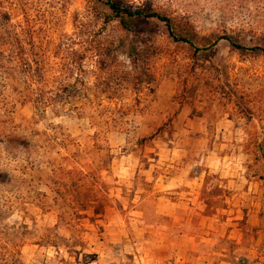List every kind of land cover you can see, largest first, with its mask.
<instances>
[{"label": "rangeland", "instance_id": "1", "mask_svg": "<svg viewBox=\"0 0 264 264\" xmlns=\"http://www.w3.org/2000/svg\"><path fill=\"white\" fill-rule=\"evenodd\" d=\"M113 1L199 49L155 18L121 25L105 0H0V264H141L176 215L228 264H264V53L249 50L264 48V0ZM224 36L243 48H207ZM67 49L111 52L114 124L27 101Z\"/></svg>", "mask_w": 264, "mask_h": 264}, {"label": "trees", "instance_id": "2", "mask_svg": "<svg viewBox=\"0 0 264 264\" xmlns=\"http://www.w3.org/2000/svg\"><path fill=\"white\" fill-rule=\"evenodd\" d=\"M105 4L123 26H126L130 19L138 16L155 18L164 23L167 34L173 41L184 43L195 51L199 49L184 28L176 27L170 19L161 14L146 12L143 9H131L113 0H105ZM219 39L225 40L234 49L243 48L228 36L210 41L207 48L215 46ZM249 50H259L264 53V48L252 47ZM109 56L111 52L104 53L101 49H94L87 55L84 51L73 49L56 51L54 56L56 61L47 66L48 68L43 66L37 68L35 79L27 81V101L32 103L34 108L43 109L49 106L55 112L65 111L75 116L83 115L85 110H89L90 113H95L88 115L90 120L101 116L104 118V123L114 124L115 115L111 112H106L107 114L102 112L103 102L115 103L116 100L115 70L109 68L105 62ZM120 74L125 75L124 72ZM139 92V89H135L132 102L138 103ZM150 138L151 136L142 137L139 142ZM1 255L0 261L4 256ZM16 261L18 260L15 259L13 262Z\"/></svg>", "mask_w": 264, "mask_h": 264}, {"label": "crops", "instance_id": "3", "mask_svg": "<svg viewBox=\"0 0 264 264\" xmlns=\"http://www.w3.org/2000/svg\"><path fill=\"white\" fill-rule=\"evenodd\" d=\"M173 210L174 209L172 207H168L165 210L155 208L154 216L156 219H161L164 218V216H169L170 212ZM222 211H225V209ZM181 220H183V218L179 215L174 216L173 221H175L177 228H175V233L171 236L170 242H162L161 239H159L157 243L152 242L150 249L147 250V253H145L142 257L139 256L141 264H228V262L224 259L225 254L214 252L212 249L216 241L214 234L208 230L204 231L206 236H202L200 239L207 242V248H205L201 246V241L196 239L197 235H190L185 233L183 230H178V226H180L179 222ZM209 227L210 226L207 228ZM224 235L222 236L225 238L230 237L229 232L225 236ZM112 242L114 241H109V243ZM170 244L173 246L174 251L172 255H167L165 251L169 248ZM204 250L211 251V254L221 256L223 259L205 254ZM104 252L105 251L102 253ZM119 255H121V252H119Z\"/></svg>", "mask_w": 264, "mask_h": 264}]
</instances>
